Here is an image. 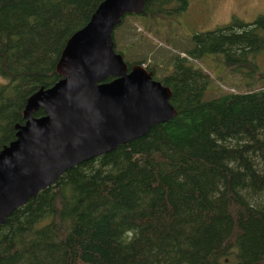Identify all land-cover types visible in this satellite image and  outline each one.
Returning <instances> with one entry per match:
<instances>
[{
    "label": "trees",
    "instance_id": "trees-1",
    "mask_svg": "<svg viewBox=\"0 0 264 264\" xmlns=\"http://www.w3.org/2000/svg\"><path fill=\"white\" fill-rule=\"evenodd\" d=\"M100 1L0 0V148L24 122L29 94L60 77L67 38ZM188 1L146 0L120 23L138 14L172 25ZM263 51L260 13L195 32L190 47L166 54L172 70L162 77L146 66L170 86L177 113L73 165L12 211L0 224V264H264ZM212 53L259 85L205 99L212 77L191 58Z\"/></svg>",
    "mask_w": 264,
    "mask_h": 264
},
{
    "label": "water",
    "instance_id": "water-1",
    "mask_svg": "<svg viewBox=\"0 0 264 264\" xmlns=\"http://www.w3.org/2000/svg\"><path fill=\"white\" fill-rule=\"evenodd\" d=\"M145 1L101 0L67 38L56 62L60 77L27 97L24 122L0 148V224L73 165L177 113L170 86L115 50L116 25L126 13L141 12ZM38 108L44 113L34 115Z\"/></svg>",
    "mask_w": 264,
    "mask_h": 264
},
{
    "label": "rangeland",
    "instance_id": "rangeland-1",
    "mask_svg": "<svg viewBox=\"0 0 264 264\" xmlns=\"http://www.w3.org/2000/svg\"><path fill=\"white\" fill-rule=\"evenodd\" d=\"M260 13H264V0H189L186 9L175 15L172 25L166 21L165 25L157 27L146 21L142 15H127L123 23L114 29L113 38L115 46L125 52V57L129 61L133 58L138 59V55H142L144 57L142 64L145 67L155 64L156 75L162 77L172 70L170 62L164 63L166 54L170 50H186L190 47L195 32L213 29L228 23L233 18L250 22ZM261 53L257 60L259 69L255 72L256 76L264 71V51ZM219 55L212 53L197 58L189 56L212 77L203 94L205 99L230 89L240 91L259 85L260 82L257 80L251 87L246 83L242 73L224 67L222 56ZM246 69L249 68L243 67V70Z\"/></svg>",
    "mask_w": 264,
    "mask_h": 264
}]
</instances>
